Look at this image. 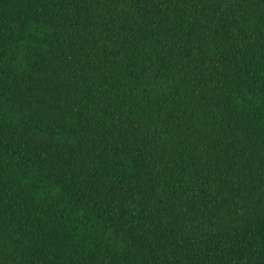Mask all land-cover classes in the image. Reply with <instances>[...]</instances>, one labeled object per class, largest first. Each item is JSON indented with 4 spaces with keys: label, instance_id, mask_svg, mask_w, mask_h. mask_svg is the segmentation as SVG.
Returning <instances> with one entry per match:
<instances>
[{
    "label": "trees",
    "instance_id": "obj_1",
    "mask_svg": "<svg viewBox=\"0 0 264 264\" xmlns=\"http://www.w3.org/2000/svg\"><path fill=\"white\" fill-rule=\"evenodd\" d=\"M0 264H264V0H0Z\"/></svg>",
    "mask_w": 264,
    "mask_h": 264
}]
</instances>
